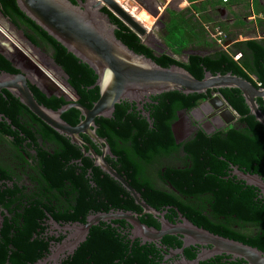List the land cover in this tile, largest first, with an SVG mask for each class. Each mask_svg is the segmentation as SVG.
<instances>
[{"label":"trees","instance_id":"obj_1","mask_svg":"<svg viewBox=\"0 0 264 264\" xmlns=\"http://www.w3.org/2000/svg\"><path fill=\"white\" fill-rule=\"evenodd\" d=\"M187 1L193 2L190 8L198 13L199 21L196 19L194 21L191 15L186 18L185 14L169 11V22L166 26L168 35L165 38L167 48L173 55L188 44L204 52H199V55L189 54L186 62H178L166 54L154 56L152 51L143 46L136 35L109 11L103 9V12L116 26L114 34L118 38L163 68L170 65L180 66L197 80L202 78L204 71L221 75L230 73L246 80L254 88H263L264 39L244 41L232 39L224 49L212 47L215 42H208L209 37L204 26L210 23L213 29L217 27L222 35L225 34L221 24L212 23L211 19L215 7L222 2ZM0 11L21 30L32 45L41 47V43L43 47L48 49L50 47L54 51L51 59L64 72L66 82L76 92L78 96L76 102L89 109L97 99V89H89L95 80L92 71L67 54L60 45L24 17L10 1L0 0ZM0 71L16 73L10 62L2 56ZM28 87L35 101L46 108L56 110L66 103L62 97H46L34 85L28 84ZM217 92L232 111L236 112L238 121L234 126L212 135L198 132L184 144V170L169 169L173 175L166 176L178 193L156 190L153 193L142 194V199L155 210L164 207L175 208L193 225L264 253V201L255 188L246 186L232 177L230 169V166H236L245 173L256 174L264 179V129L248 114L239 91L221 89ZM209 94L210 91H207L206 95H183L179 92L157 95L155 98H159V105L150 116L154 119L152 124L155 131H149L145 121L127 114V108L110 119H95L94 125L97 128L95 133L106 141L111 154L122 158L126 164L131 160L126 157L148 158L155 153L159 154L161 150H166L165 153L175 151L170 132L175 111L188 110ZM256 103L264 115V98L257 99ZM0 114L12 121L15 128L19 129V133L31 141L36 139L37 134L47 143H58L60 154L54 152L52 156L48 152L41 153L45 158L46 184L48 186L51 184L50 187L73 190L76 197V216L83 222L85 217L90 215V160L82 156L78 147L71 145L66 138L46 127L3 90L0 91ZM78 117L79 113L74 109H69L61 115V119L71 126L77 123ZM5 126L0 122V140L6 138ZM81 137L88 142L85 136ZM128 141L131 142L132 150L127 154L123 147ZM101 184L105 188L106 206L110 205L109 207L114 210L139 212L130 196L111 178L104 175V182ZM96 212L98 211L94 213ZM175 217L173 209L166 211L164 216L169 222ZM141 222L158 228L151 217ZM159 245L168 249L180 246V242L178 237L164 236ZM187 251L188 249H185L183 254L187 259H192L195 254H188ZM161 252L149 244L139 246L135 243L129 247L128 243L115 239L111 229L95 226L89 230L84 253L81 254L79 261L89 262L88 264H158L163 257ZM200 264L245 263L241 260L228 261L223 256H216Z\"/></svg>","mask_w":264,"mask_h":264},{"label":"water","instance_id":"obj_2","mask_svg":"<svg viewBox=\"0 0 264 264\" xmlns=\"http://www.w3.org/2000/svg\"><path fill=\"white\" fill-rule=\"evenodd\" d=\"M8 1L16 6L24 17L60 45L67 54L92 71L95 80L89 89H97V99L89 109L79 105L76 102L78 96L68 85L66 78L57 79L51 73L49 77L43 75L42 70H45L44 65L41 64L43 58L38 57L40 60L32 56L29 58L27 57L28 54L30 55L28 51H26V56L17 49V53L42 76L43 82L39 83L42 89L38 85L36 87L47 97L44 86L52 85L57 91L55 97H62L66 103L56 110L37 103L28 87L29 80L21 71L16 74L0 72V91L7 92L46 127L66 138L71 145L78 147L82 156L91 160L94 167L126 189L134 204L142 210V214L150 215L158 223V228L148 227L138 220V215L130 212H117L112 216L99 213L86 217L84 224L79 225L78 242L85 239L90 227L107 218H114L125 221L131 228L133 238L138 239L142 244L151 243L161 249L164 259L176 258L170 264H200L216 256L229 257L230 261L241 260L245 264H264V253L256 248L199 228L182 217L176 209H173L176 218L169 222L164 218L165 210L156 211L141 201L136 192L104 160L105 156L111 155L110 150L106 142L95 134L94 125L95 119H110L133 105L141 109L139 103L143 100L163 93L206 95L207 91L234 89L239 91L248 114L264 129V115L256 103L257 99L264 98V87L254 88L246 80L230 73L221 75L204 71L202 78L197 80L180 66L170 65L166 68L159 66L114 34L117 28L110 22L107 14L102 12L103 7L135 34L143 46L148 48L144 41L150 30L148 31L115 0ZM174 1L178 3L183 0H170L171 3ZM164 2L165 0L162 4ZM135 3L153 18H156L162 6L156 0H135ZM168 3L161 12L165 8L172 10L171 3ZM0 17L19 34L20 39L36 50L21 30L8 17L3 16L1 11ZM165 54L175 59L171 53ZM190 55H199V53H190ZM57 69L61 75L66 77L60 67ZM68 94L72 99L67 98ZM223 104L228 119L221 118V122L228 124L233 116L239 118L225 101ZM202 105H211L212 108L217 109L222 102L218 97H213ZM69 109H74L79 113L78 121L74 126L61 119V115ZM1 118L0 115V120ZM81 136H85L88 142L84 141ZM90 143L101 146L99 155L90 148ZM231 173L246 186L255 188L264 201V180L261 177L245 173L235 166L231 167ZM164 236L178 237L180 246L169 249L159 246ZM189 247H198L192 259H186L183 256V250Z\"/></svg>","mask_w":264,"mask_h":264},{"label":"flooded vegetation","instance_id":"obj_3","mask_svg":"<svg viewBox=\"0 0 264 264\" xmlns=\"http://www.w3.org/2000/svg\"><path fill=\"white\" fill-rule=\"evenodd\" d=\"M132 1L135 2V0ZM103 9L105 8H102V12ZM169 11L171 10L167 9L165 15L163 13L160 15V18L158 17L160 22L149 29L150 32L144 41L148 49L156 57L160 54H165L164 49H162L164 46H162L163 44L157 37L165 40L168 35L166 26L169 22ZM177 12L185 14L186 18L190 16V11L187 9ZM139 17L141 18V16H136L135 18L141 22ZM216 18L217 15H211L213 21H216ZM209 39L211 41L210 37ZM213 40L218 44L217 40ZM40 46H35V49L39 53L38 56L45 61L44 67H48L56 77L59 76L57 75L60 73L57 69L58 66L51 59L54 51L50 47L49 49L43 47L41 43ZM188 55L183 56V61L175 60L186 62ZM0 56L12 62L10 64L16 70V73L19 71L23 72L28 78L30 85L37 86L35 82H32L29 75H33L39 83L43 82V78L37 70L30 66L26 59L21 57L12 46L6 47V45L0 44ZM63 78L66 77L63 76ZM44 87L47 97L56 95L57 91L52 85ZM2 96L4 97V95ZM155 97H148L139 103L141 109L133 105L127 110V114L135 115L138 120L145 121L149 131H155V127L152 124L154 119L150 118L152 113H154V108L159 105V98ZM213 97H218L222 102V105H219L217 109L212 108L211 105H202ZM223 101L224 99L217 92H210L207 97L188 110L178 109L175 111L174 120L170 124V132L176 148L175 151L165 153L166 150H161L159 154L155 153L148 158L139 156L126 157L127 159H131L127 164L123 162L122 158L115 157L110 152L111 155L105 156L104 160L110 167L112 166L111 168L136 192L139 199L143 202L142 194L147 192L153 193L159 190L167 193H178L167 180L166 176L168 174L173 175L169 169L184 170V144L195 137L198 132L212 135L234 126L239 119L232 115L233 118L228 124L221 122V118L228 119ZM213 104H216V102H213ZM0 115L2 116L0 122L6 125V138L0 140V264H88L89 262L83 261L80 263L79 260L82 257L81 254L84 253V247L89 237V230L95 226L111 229L113 237L125 244L128 243L129 247L135 243L139 246L144 244L153 245L151 243L142 244L138 239L133 238L130 226L125 221L114 218H107L103 222H98L95 226L90 227L85 239L82 242H78L79 225L84 224L88 216L99 213L112 216L117 212H130L138 215L140 222L141 220H147V217L151 216L142 214V210L134 204L131 197L133 204L138 208L139 212L114 210L109 207L110 205L106 206V199L104 197L105 188L101 184L104 182L105 174H102L98 168L94 167L90 160V215L86 216L84 221L81 222L76 216V197L73 190L71 188L62 189L56 186L50 187L52 186L51 184L49 186L46 184L45 158L41 153L48 152L52 156L55 154L54 152L60 154L61 149L59 150L58 143H47L37 134H35L36 139L31 141L25 135L19 133V129L15 128L12 121L3 118L2 114ZM175 125H177L176 128ZM131 127L134 126L131 125ZM96 129L95 127V131ZM134 131L136 130L134 129ZM136 132L138 133V131ZM90 148L96 154H100V145L90 143ZM123 149L128 154L132 150L131 142L124 143ZM232 177L234 176L232 175ZM236 180L238 179L236 178ZM116 183L129 195L120 183ZM170 209L175 208L164 207V209L156 211L161 212L165 210L166 212ZM95 211L98 212L94 213ZM154 221L156 222V220ZM156 224L158 225L157 222ZM154 247L162 251L158 247ZM161 247L166 248L165 246ZM187 249L188 254L191 255H194L198 251V247H189ZM183 256L185 257L184 254ZM225 258L230 261L229 257ZM174 259L176 258L164 259L162 257L161 263L158 264H170Z\"/></svg>","mask_w":264,"mask_h":264},{"label":"rangeland","instance_id":"obj_4","mask_svg":"<svg viewBox=\"0 0 264 264\" xmlns=\"http://www.w3.org/2000/svg\"><path fill=\"white\" fill-rule=\"evenodd\" d=\"M115 1H117V3L120 4L131 15H134L135 17L136 16H141V18L140 17L139 18L141 19L142 25L144 27H146L147 30H149L152 27H154L156 23H159L160 22V19H159L160 18V15H162L163 13L165 15V13L167 12V8H165L164 11L161 12L162 8L167 4L166 1L164 2V4H162L163 0H156V2L159 5H162L161 8H160L159 15H158L159 18H153V17H151L150 15H148V13H146L144 10H142L139 7V5H137L132 0H115ZM169 3H171V2H169ZM172 3L170 4V6H171V8L173 10L174 9V4L177 6L178 3L176 1H174ZM175 10L176 11H181V10H185V9L184 8H182V9L181 8H178L177 9L175 7ZM214 22L221 24V21L218 18H216V21H214ZM210 27H211V24L209 23L208 26H206L205 30H206V33L208 34V37H210L211 38V41H212L211 42L210 39H209L208 42L213 43L214 42L213 39H215L214 38V35H213L214 29L212 27L211 28ZM18 36H19V34H17L16 31L11 26H9L0 17V44L6 45V47L12 46L13 48H15V50L17 49L18 51L24 53L26 56H27L26 51H28L30 53V55L28 54L27 57L30 58L32 56V58L39 59L38 58L39 57L38 56L39 53L36 50L32 49L30 47V45H28V43L26 41L20 39ZM157 39H159L161 41V43L163 44L162 46H164V47L162 49H164L165 53H167V52L170 53L169 52L170 50H169V48H167V45H166V40H161V38H158V37H157ZM232 39H233V37H231V35H229V34H223L222 37H220V39H219V43L218 44L217 43L212 44V47L224 49L227 46V44L229 43L228 41H230ZM192 47H196V46L186 45V46L182 47L178 51L179 53H176V54L173 55L174 58L177 59V60L183 61L184 60L183 56H186V55H188L190 53H197V52L198 53L199 52L204 53V52L201 51V49L192 48ZM41 64L44 65L45 64V61H41ZM44 69L45 70H42V72H43L42 74L43 75L48 76L49 73H51L52 76L56 77L54 75V73H52V71H50V69L48 67H45ZM57 75H59V76L56 77L57 79L63 80V76L60 73H58ZM29 76H31L30 79L32 80V82H35L39 86V88L42 89V87L39 84V81L36 80L33 75H29ZM66 96H67V98H69V99L71 98L72 99L71 95L68 94Z\"/></svg>","mask_w":264,"mask_h":264},{"label":"crops","instance_id":"obj_5","mask_svg":"<svg viewBox=\"0 0 264 264\" xmlns=\"http://www.w3.org/2000/svg\"><path fill=\"white\" fill-rule=\"evenodd\" d=\"M167 3L170 0H165ZM183 0L175 7L190 10V15L199 21L198 13L191 10V4ZM160 10L156 18H158ZM177 12V11H176ZM213 15L221 21V26L225 29V34L231 35L234 41H244L249 39H264V0H227L215 7ZM212 23H215L214 21ZM206 28V26H204ZM219 31L216 27L214 31ZM229 42V41H228ZM230 43V42H229Z\"/></svg>","mask_w":264,"mask_h":264},{"label":"built area","instance_id":"obj_6","mask_svg":"<svg viewBox=\"0 0 264 264\" xmlns=\"http://www.w3.org/2000/svg\"><path fill=\"white\" fill-rule=\"evenodd\" d=\"M222 3H226L227 2V0H220ZM213 35H214V38L218 41V43H219V39H220V37H222V35H221V33H220V31H214V33H213Z\"/></svg>","mask_w":264,"mask_h":264},{"label":"bare ground","instance_id":"obj_7","mask_svg":"<svg viewBox=\"0 0 264 264\" xmlns=\"http://www.w3.org/2000/svg\"><path fill=\"white\" fill-rule=\"evenodd\" d=\"M117 2V1H116ZM133 16V15H132ZM134 17V16H133ZM135 18V17H134ZM136 19V18H135ZM137 20V19H136ZM140 22V21H139ZM141 23V22H140ZM146 28V27H145Z\"/></svg>","mask_w":264,"mask_h":264}]
</instances>
